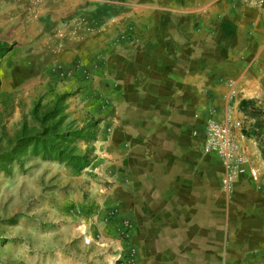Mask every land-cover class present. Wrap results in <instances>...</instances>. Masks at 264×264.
<instances>
[{
    "label": "crops",
    "instance_id": "1",
    "mask_svg": "<svg viewBox=\"0 0 264 264\" xmlns=\"http://www.w3.org/2000/svg\"><path fill=\"white\" fill-rule=\"evenodd\" d=\"M60 3L57 20L74 10L73 0L66 12ZM141 3L129 10L119 3L120 11L102 21V29L113 24L115 34L123 33L118 38L129 41L101 61L115 106L100 144L102 205L97 223L85 226L90 259L115 264L131 247L134 264H264V162L257 164L260 187L240 177L226 194L222 162L205 155L192 136L210 108L227 115L225 101L243 85L245 71L261 72L249 75L250 83L264 81V7L229 0ZM8 7L0 0V22ZM242 146L257 155L252 145ZM114 208L117 215L104 224ZM126 221L132 227L123 239Z\"/></svg>",
    "mask_w": 264,
    "mask_h": 264
},
{
    "label": "rangeland",
    "instance_id": "2",
    "mask_svg": "<svg viewBox=\"0 0 264 264\" xmlns=\"http://www.w3.org/2000/svg\"><path fill=\"white\" fill-rule=\"evenodd\" d=\"M7 1L0 43L10 49L0 56V91L12 96L9 101L0 99V156L17 140L51 127L62 136L50 139L64 156L46 158L26 148L10 160L0 158V264H99L90 259L94 252L88 248L85 226L97 223L93 218L102 205L100 144L115 106L107 93L115 87L101 61L129 41L118 38L123 33L115 34L113 24L102 29V21L120 11L119 3L129 10L141 0H73L74 10L59 20L58 1L66 12L72 0ZM69 54L86 55L88 60ZM260 74L243 73L247 78L242 86L232 88L225 111L241 122L242 142L252 145L257 155L242 148L243 154L261 175L257 164L264 162V81H248L249 75ZM242 100L249 102L247 110L239 109ZM51 112L55 118L45 119ZM95 121L90 129L94 140L69 137ZM69 157H78L80 165ZM116 215V208L107 209L103 223ZM93 233L97 235L96 229Z\"/></svg>",
    "mask_w": 264,
    "mask_h": 264
},
{
    "label": "built area",
    "instance_id": "3",
    "mask_svg": "<svg viewBox=\"0 0 264 264\" xmlns=\"http://www.w3.org/2000/svg\"><path fill=\"white\" fill-rule=\"evenodd\" d=\"M103 3L107 0H96ZM235 3L251 7H264V0H229ZM242 125L238 120L225 115L220 117L214 108L208 110L202 127L194 129L192 136L201 141L202 152L205 155H214L219 158L224 166V175L221 179L222 189L230 194L240 177H248L258 187L262 184V177L259 172L250 165L247 157L243 154ZM114 214L116 212H113ZM132 225L126 221L123 226L121 237L128 239ZM134 249L129 247L122 256L115 261V264H134Z\"/></svg>",
    "mask_w": 264,
    "mask_h": 264
},
{
    "label": "trees",
    "instance_id": "4",
    "mask_svg": "<svg viewBox=\"0 0 264 264\" xmlns=\"http://www.w3.org/2000/svg\"><path fill=\"white\" fill-rule=\"evenodd\" d=\"M9 47L5 43H0V56L4 55L6 52L9 51ZM12 94L10 93H3L0 91V99H5L6 101H9ZM249 107V102L246 100H242L239 103V109L241 111L247 110ZM35 111V110H33ZM255 112V110L253 111ZM34 113V112H33ZM51 120L55 118V114L53 112L49 113L45 119ZM96 125V121L83 127L81 130L74 131L72 133H69V137H73L74 139H92L94 140L93 134L90 132V129ZM50 137L58 138L60 139L62 136H59L56 133V129L51 127L48 129L47 132L40 134L38 136H31L26 138H21L17 140V142L14 144V146H11L8 150H5L0 158L5 160H10L14 157L15 154L22 153L26 148H30L32 153L38 154L39 151L41 152L43 157L46 158H54L61 160L63 159V152H61L58 148L54 146L52 143V140ZM68 141V140H65ZM263 155V153H262ZM69 159L75 163L74 165H80L76 163V161L79 160L78 157H69ZM2 161H0L1 163Z\"/></svg>",
    "mask_w": 264,
    "mask_h": 264
}]
</instances>
